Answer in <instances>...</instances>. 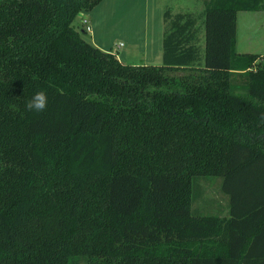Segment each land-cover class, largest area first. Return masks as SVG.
Wrapping results in <instances>:
<instances>
[{
  "label": "trees",
  "instance_id": "16d2710c",
  "mask_svg": "<svg viewBox=\"0 0 264 264\" xmlns=\"http://www.w3.org/2000/svg\"><path fill=\"white\" fill-rule=\"evenodd\" d=\"M99 1L0 0V264H264V55L234 49L263 0L165 9L162 60L140 64L73 24ZM209 176L229 214L192 211Z\"/></svg>",
  "mask_w": 264,
  "mask_h": 264
},
{
  "label": "rangeland",
  "instance_id": "374dc122",
  "mask_svg": "<svg viewBox=\"0 0 264 264\" xmlns=\"http://www.w3.org/2000/svg\"><path fill=\"white\" fill-rule=\"evenodd\" d=\"M207 0H101L93 7L91 33L82 32L90 40L109 50H118L123 62L157 63L162 60V39L164 33L163 15L165 9L171 12L192 11L200 15ZM80 10L73 21L81 28ZM201 20L197 18V23ZM117 47V48H116ZM234 49L238 53H256L258 57L252 66L264 55V0L254 10L237 11L236 40ZM157 54L161 57L157 60ZM248 75L234 71L231 75L232 88L246 93ZM195 198L191 203L193 212L226 215L228 195L222 189L221 176L201 177L192 185ZM83 264V260L81 262Z\"/></svg>",
  "mask_w": 264,
  "mask_h": 264
},
{
  "label": "crops",
  "instance_id": "0c3cea01",
  "mask_svg": "<svg viewBox=\"0 0 264 264\" xmlns=\"http://www.w3.org/2000/svg\"><path fill=\"white\" fill-rule=\"evenodd\" d=\"M101 1V0H100ZM99 1V2H100ZM98 2V3H99ZM97 3V4H98ZM96 4V5H97ZM95 6V5H94ZM93 6V7H94ZM93 7L91 8V9H89V10H82L80 13H81V15H80V17H82V16H86L87 18H88V20H89V25H90V33H91V30H92V28H91V23H92V21H91V19H92V14H91V12L93 11ZM192 12V11H191ZM200 36H201V42L203 43V31L200 33ZM91 43H93L94 45H96V46H98V47H100V48H102V49H104V50H109V49H107L106 47H102L101 45H99L98 43H97V39L95 38H93V36H91V39L89 40ZM117 48V47H116ZM117 57H118V59H120L121 61H122V59H121V57L118 55V50L117 49H115V51H113V50H111ZM161 56H162V54H161ZM159 54H157V60H159V58L161 57ZM157 63H159V62H157ZM136 64V63H135ZM263 212H262V214H261V223H262V225H260L261 226V237H260V241H259V248H257L256 249V251L257 252H259L260 253V256H261V260H262V262L264 263V208H263V210H262ZM227 213L229 214V208H228V211H227Z\"/></svg>",
  "mask_w": 264,
  "mask_h": 264
},
{
  "label": "clouds",
  "instance_id": "9594fccd",
  "mask_svg": "<svg viewBox=\"0 0 264 264\" xmlns=\"http://www.w3.org/2000/svg\"><path fill=\"white\" fill-rule=\"evenodd\" d=\"M48 105V97L46 93L41 90L32 95L30 99L25 102V109L27 111L43 112Z\"/></svg>",
  "mask_w": 264,
  "mask_h": 264
},
{
  "label": "built area",
  "instance_id": "2783aa9c",
  "mask_svg": "<svg viewBox=\"0 0 264 264\" xmlns=\"http://www.w3.org/2000/svg\"><path fill=\"white\" fill-rule=\"evenodd\" d=\"M81 26L85 31H90V25H89V20L86 16H82L80 19Z\"/></svg>",
  "mask_w": 264,
  "mask_h": 264
}]
</instances>
